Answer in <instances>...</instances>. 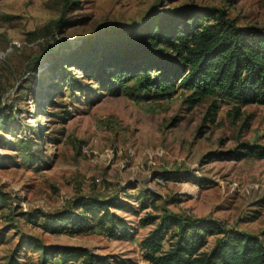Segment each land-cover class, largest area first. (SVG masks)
Returning a JSON list of instances; mask_svg holds the SVG:
<instances>
[{
  "label": "rangeland",
  "instance_id": "1",
  "mask_svg": "<svg viewBox=\"0 0 264 264\" xmlns=\"http://www.w3.org/2000/svg\"><path fill=\"white\" fill-rule=\"evenodd\" d=\"M186 3L264 26V0H0V106L7 113L0 124V264L10 255L37 264L34 245L47 244L86 247L114 264H147L139 240L153 224L138 222L146 213L213 218L250 234L264 228V159L203 158L238 141L264 145V105H239L234 115L235 104L223 99L208 122L210 96L188 108L180 89L159 100L111 95L73 67L78 86L72 81L69 90L56 67L102 29ZM164 170L179 178H161ZM151 191L159 197L153 206ZM76 196L126 200L133 212L112 211L129 222L130 236L108 237L98 225L50 233L40 218L29 222L34 210L51 213ZM206 240L208 249L214 236Z\"/></svg>",
  "mask_w": 264,
  "mask_h": 264
},
{
  "label": "trees",
  "instance_id": "2",
  "mask_svg": "<svg viewBox=\"0 0 264 264\" xmlns=\"http://www.w3.org/2000/svg\"><path fill=\"white\" fill-rule=\"evenodd\" d=\"M56 67L69 90L72 81L78 86L69 69L73 67L88 83L95 84L94 88L111 95L159 100L180 89L186 92L183 101L188 108L210 96L202 120L213 122L220 100L235 104L234 115L239 105H264V26L239 25L222 8L186 3L134 25L102 29ZM6 114L0 106V124H4ZM247 157L264 159V145L238 141L203 156L209 161ZM179 174L170 170L158 173L163 179L179 178ZM148 196L153 206L159 197L152 191ZM112 210L133 212L126 200L116 196H76L68 207L51 213L34 210L28 220L40 218V227L50 233L66 229L81 232L98 225L108 237L128 238L132 230L129 222ZM138 222L141 226L153 224L139 240L141 257L147 264H264V228L250 234L223 227L213 218L184 220L168 211L146 213ZM208 236L214 240L205 249ZM24 238L33 244L30 237ZM22 241L20 238L19 243ZM34 248L39 250L37 264L115 263L108 254H95L78 245ZM6 264L21 263L10 255Z\"/></svg>",
  "mask_w": 264,
  "mask_h": 264
},
{
  "label": "built area",
  "instance_id": "3",
  "mask_svg": "<svg viewBox=\"0 0 264 264\" xmlns=\"http://www.w3.org/2000/svg\"><path fill=\"white\" fill-rule=\"evenodd\" d=\"M82 152L85 153V154H87L88 151H87V149H82ZM155 153H157V152H155ZM152 154H153V152L148 153V157L150 158ZM154 179L156 181H158V182H161V179L157 178V176Z\"/></svg>",
  "mask_w": 264,
  "mask_h": 264
}]
</instances>
